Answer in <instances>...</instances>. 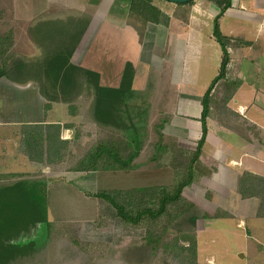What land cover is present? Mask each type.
<instances>
[{
    "label": "rangeland",
    "instance_id": "obj_1",
    "mask_svg": "<svg viewBox=\"0 0 264 264\" xmlns=\"http://www.w3.org/2000/svg\"><path fill=\"white\" fill-rule=\"evenodd\" d=\"M239 1L245 9L240 10L237 0H231L232 12L231 14L228 13L222 20V25H220L222 31L226 32V28L233 27L234 23L239 26L238 21H248L240 18L244 14L260 12L264 9V0ZM71 12L73 13V11ZM217 12L218 9L210 0H194L189 8H185L184 13L172 12L171 25H177L178 27L183 26V24L184 26L189 25V27L200 25L203 29L200 51L196 55L188 56H185L186 53L183 51L180 55L184 61L185 58L187 60L184 62L183 69L187 63L190 64L189 60H193V65H190L194 67V72H189L185 77H183V72L180 73V69L177 68V62H180V53L178 55L174 53L173 42L164 43L162 47L152 48L151 44L158 43L156 36H153L149 38L148 44L146 43L144 46L137 45L136 49L133 50L134 54L130 56L133 51H128L123 41L116 37L114 39L116 45L129 56V61H131L125 71L126 76L121 89L116 96L118 103H114L113 106L109 107L111 115L108 118H103L99 122L101 124H99L92 112L94 88L88 83L82 82L79 84L77 94L66 102L67 108L64 109L65 113L62 112L63 116L67 115L65 119L72 126L69 131L70 144L67 148L66 158L62 161L63 163L55 165V169L61 172H77L75 170L79 167L82 156L86 155L98 143L116 144L120 150H123L122 156L126 157L129 150L123 149L126 141L123 132H125V127L129 126L136 129V132L130 130L128 133L132 143L135 138L136 140L140 138L141 145L137 156L130 162L129 168L126 171L122 170L123 172L115 178L114 181L119 186L117 189L126 190L128 186L133 185L135 187H159L163 182L166 183L169 180L167 175H171L169 154L163 156L165 159L160 163L149 160L151 155L154 154V145L158 140L155 131L156 126L164 123L162 128L164 138L162 140L165 145L172 143L174 147L178 145L180 149L192 150L200 138L201 124L199 120L195 122L194 118H189L192 113L190 111L191 107L177 110V94L180 93L165 91L173 90L178 84V86L183 87L185 93L195 97L200 96L199 98L202 99L203 92L218 74V65L221 60L219 46L213 42L214 40L210 39L212 21ZM176 15L181 16V18H188V20H186V23L176 20ZM191 16L192 19H189ZM76 17L75 19H40L42 25H37L32 30L37 35L42 27L47 31L54 30L55 27L57 29L64 26L65 23H70L69 30H80V24L76 20L79 19L80 21L82 19ZM219 18L216 21L217 25ZM8 22H10V18L0 17V31H2V27L8 25ZM245 23H242L241 26L245 36L254 37L255 28ZM10 26L15 27L17 25L10 22ZM99 28V21H92L90 29H93V32H90L89 36L95 34L94 31L97 33ZM13 30L17 29L13 28ZM11 36L12 41L10 44H6L5 53L0 57V63L3 60L11 62L31 61L42 53L43 50L37 48L32 33H13ZM257 36L259 42L256 47L258 51L256 55L262 54V50H264V32L258 33ZM56 38H59V36ZM152 38L154 40L149 46ZM79 47L81 48L80 43L71 58L72 62L84 69L90 68L96 72L100 70L104 75V79H106L107 74H104L106 70L104 64L107 62V56L112 51L99 49L100 53L101 51L104 53L101 60L95 62L97 49L86 51L84 46L81 49ZM154 50L155 54H153ZM253 54L255 55V53ZM175 55L177 56L173 59ZM254 58H241L238 61L239 59L236 56L237 65L231 69V72L239 74L240 80L236 82V85H240L239 90L241 91L238 92L240 94L224 104L223 88L217 90L213 86L210 94H213L211 98L214 108L212 107L210 117L205 120L206 133L209 134L210 131L215 138H221L239 148L248 147L244 139L246 135H250V138H254L255 135V132L247 131L245 119L252 117L264 123V112H259L252 105L254 101L264 111V62H261V65L258 63L257 66L250 61ZM122 61H126L124 55L119 58L118 65H114L113 83L100 81L101 84L110 86L117 84V77L122 70ZM96 63L99 67H96ZM180 78L182 81H178ZM23 85L26 91H30L31 86L34 91L33 97H24L23 101L25 103H35L36 98H38L35 92L36 85L33 82L31 85L26 82ZM257 85L259 89H257ZM16 91L15 89L10 90V93L13 94L9 95L10 99L15 100V96L18 99L20 98L19 95H15L17 94ZM167 94H171L172 97ZM193 100L196 99L190 97L185 99L184 102L188 106H194ZM235 100H239L238 103H241V101L250 102L249 106L251 108L246 113L244 112L245 114L238 115L233 112L237 109ZM25 107L28 109L32 106ZM213 116L216 117V122L228 126L227 128L230 130L221 128L219 124L215 126L211 124ZM56 117H62V115L57 114ZM104 119L107 123H103ZM172 148L171 150L168 148L170 152H173ZM209 148H212V146L208 145L204 148L202 146L200 156H207ZM1 149L2 147H0V152ZM249 150L251 153L255 152L253 153L254 157L248 156L242 160L238 159L236 161L237 166L232 162L230 163V160L228 161L230 167L225 165L224 163L227 160H220L217 153L218 160L211 162L202 157L204 160L200 165L204 163L208 166L202 165L203 171L199 182L192 185L189 192L185 194L186 198L193 201L200 210L196 213L197 221L193 229L190 225L185 230V227H182L184 231L190 232L192 230L196 233L198 264H264V218L259 219L254 216L257 200L254 198L240 200L232 191L234 184L237 182V177L243 172H255L264 176V142L260 147L249 148ZM2 157L1 154L0 161ZM258 157L261 161H258ZM251 158L257 159L253 160ZM8 162L7 170H4L0 162V255L7 256V259L12 258L13 260L14 258V260L10 263L5 261L4 264H144L149 261V258L137 261L133 258L136 256L134 252L130 253V249L136 250V247L143 244L142 239L147 234H153L151 233L153 229L149 228L146 219L140 221L136 226L124 224L115 216L113 209L108 204L90 197L93 199L90 202V207L94 218L90 219L88 216V220H83V217H80V208H83V205L76 199H69L66 195L61 199L58 194H54V197L51 196V198L58 204L60 201L62 207L59 212L63 216L59 220L54 219L55 216L52 217V215L51 219L48 216L46 205L40 199L41 194H39L44 191L46 195V184L42 174L46 172L48 166L45 163L41 164L42 172L44 171L42 173L34 171L24 158H21V160L15 158L11 163ZM239 169L240 172L237 173ZM129 170L131 171L127 172ZM215 172L216 175L213 177L212 175ZM79 176L81 175L73 174L70 181L72 182L71 185L77 181L76 178ZM86 179L85 181L82 180L84 183L82 186L86 189L81 192L88 197L84 192L91 193L89 190H92L94 193L100 189L97 186L93 189L94 184L92 185L91 180ZM62 180L64 182L67 179L64 177ZM212 180L223 186L220 195L210 194L209 191L212 188L210 181ZM206 194H209L208 200H205ZM195 197H199L201 202L197 199L194 200ZM201 211L207 213L209 218L202 220ZM223 212L227 213L228 217H223ZM78 217L80 219H77ZM180 222L183 221L178 220L177 223ZM59 223L62 225L65 223L69 227L62 226L58 228L57 224ZM161 223L162 225H168L165 216ZM168 227L170 230L179 228V226L175 228L170 225ZM172 236V233L166 234L165 241L162 242H167ZM162 242L160 241L156 246V256L151 264H186L185 260H182V263L171 253H164L161 248Z\"/></svg>",
    "mask_w": 264,
    "mask_h": 264
},
{
    "label": "crops",
    "instance_id": "obj_2",
    "mask_svg": "<svg viewBox=\"0 0 264 264\" xmlns=\"http://www.w3.org/2000/svg\"><path fill=\"white\" fill-rule=\"evenodd\" d=\"M152 4L157 7L160 10V15H159V20L157 25H153L151 23L146 24V26L142 29V36L140 37L139 34L137 33L136 29L127 23V13H128V8H129V3L130 0H0V17L1 18H10V22L15 23L17 26L11 27L10 22H8V25L5 27H2V31L0 36L1 37H6L8 39L7 44H10L12 41V34L13 33H23V34H29L32 33L35 38V43L37 48L44 50L48 45L51 43L46 42L43 38L37 37L35 34L36 32L32 30L35 28L37 25L39 26L42 24L40 22V19H57V18H68V19H75L76 18H81L82 20L78 21L81 29H73L69 30V24H63L64 26H60L59 28L54 30L56 32L62 31L65 35H68L70 38L67 48L70 50L72 49V44L73 42L71 41L72 34L75 33H80V38L78 40V43L75 45L73 48L74 51L71 54V58L73 54L76 51L77 45L80 43L81 48L84 46L86 51L87 50H96L97 49V56L95 57V62L100 61L103 53L99 51V49H106V50H111V54L107 56V62L104 64V67L106 68L105 73L107 76L104 79V75L100 70H97L96 72L98 74V84L100 87L106 88V89H111L110 93L113 96V101L114 103H118V100H116V96L118 95L119 90L121 89V80H122V75L125 70V67H129L131 64V61H129V56L125 54L123 51L120 50V48L116 45V42L114 39L117 37L121 41H123L125 47L128 49V51H133L136 49L137 45H145L150 37L156 36V39L158 40V43L154 42L151 44V47L157 48V47H162L164 43H172L174 44V49L177 55L179 54L180 57V62H177L178 65V70L180 69V73L183 72V77L187 76L189 72H194V67L191 66L190 64L193 65V60H189L190 64H186V67H184V62L187 61L185 58V61L182 59L181 53L184 51L186 53L185 56L188 55H196L201 48V42L203 40V37L201 35L202 28L199 25L189 27L187 26H177V25H171V15L173 14L172 12L176 11L177 13H184L186 7H177L176 4L169 3L167 1H162V0H151ZM231 2V0H230ZM240 10H244V6L242 5L241 1L237 0ZM73 11V13L71 12ZM231 7H229L223 14L220 16L218 20V28L219 31L222 35L228 37L229 40V45H227V53L229 57V62L226 67V72L225 76L223 79L219 80L215 85L214 89H222L224 91L223 95V103L226 104L228 103L231 99H235L237 94H240V85H236V82L240 80L239 74H233L231 72V69L235 67L237 64V60L235 59L236 56L240 61L241 58L245 59L247 57H255L252 61L258 66L261 65V62H264V50H262V54H257L258 52L256 47L258 45L259 40L258 38V33L264 32V9H262L260 12H254V13H248L244 14L242 19H246L248 21L242 20L238 21L239 26H236L234 23L233 27L229 26L226 28V32L222 31L221 26L222 25V20L224 17L229 13L231 14ZM75 16V17H74ZM173 17V16H172ZM176 20L183 21L186 23V20L188 18H181V16L176 15L175 16ZM174 18V19H175ZM189 19H192V16L189 17ZM84 20V21H83ZM94 20H98L100 23V28L97 31H94L95 34L92 36H89L90 32H93V29H90L91 22ZM246 22V25L253 26L255 28V36H245V32L243 31V28L241 29L242 23ZM190 20V24H191ZM68 25V26H67ZM25 26V27H23ZM187 27V28H186ZM13 28H16L17 30H13ZM21 28V29H20ZM24 28V29H23ZM92 28V27H91ZM45 30V29H44ZM43 28L40 29L38 33L45 34L47 30L44 32ZM52 30H48V32H51ZM35 32V33H34ZM11 33V35H10ZM10 35V36H9ZM211 40L213 41L214 38L212 37V34H210ZM155 38V37H154ZM154 38L151 39V42H153ZM155 39V40H156ZM215 42V40L213 41ZM216 43V42H215ZM148 44V43H147ZM159 46H158V45ZM217 44V43H216ZM83 45V46H82ZM96 48H94V46ZM103 45V46H102ZM153 45V46H152ZM218 45V44H217ZM79 47V49H81ZM116 49V50H114ZM151 49V48H150ZM84 50V49H82ZM153 50V49H152ZM116 54H115V53ZM173 53V55H174ZM255 53V55L253 54ZM134 54V51L130 56ZM153 54H155V50L153 51ZM123 55L126 57V61H122L121 63V73L117 77V84L114 86L110 85H105L101 84V82L108 81L112 82L114 79V70L115 66L118 65V60L119 58L123 57ZM175 55L173 59L177 56ZM239 55V57H238ZM153 57V55H151ZM70 58V61L72 62ZM178 58V57H177ZM256 59V60H255ZM112 60V62H111ZM183 60V63H182ZM236 60V61H235ZM262 60V61H261ZM258 61V62H257ZM73 63V62H72ZM252 63V64H253ZM96 67H99L98 63H96ZM219 67V65H218ZM182 70V71H181ZM100 74V75H99ZM179 75V74H178ZM177 75V78H178ZM241 75V74H240ZM178 79V81H180ZM242 80V79H241ZM182 81V80H181ZM31 83L33 82L37 89H36V94L38 98H36L35 103H25L23 101L24 97L31 98L34 95V91L32 86L30 87V91H26L24 87V83ZM31 82V83H30ZM191 82V81H188ZM243 88V87H242ZM11 89L17 90L15 95H19V99L17 96H15V100L10 99L9 95H13L10 93ZM188 89V88H186ZM257 89L258 85H257ZM206 91V90H205ZM204 91V92H205ZM216 91V90H215ZM165 92H174V93H180L179 95L177 94V110H184V109H189L188 107H191L192 113L190 114L191 117L189 118H194L195 122H198L200 118V113H201V98L200 96H193L190 94H187L184 92L183 87L181 85L178 86V84L173 88V90L165 91ZM203 92V94H204ZM203 94L201 97H203ZM172 97L171 94H167ZM166 95V96H167ZM213 94H210V97H212ZM0 147H2L0 155L2 154L3 157L1 158V165H3L4 170H7L8 167V161L10 163L12 160L15 158H24L27 160L29 166L33 168V170L42 172L41 169V164H44L45 162L42 163H37L33 162L27 159L26 156H24L19 147H20V140H21V129L24 124H41V125H59L60 130H59V139L62 141L67 142V147L63 150V159L66 158V152L67 148H69V131L71 127L65 128V125H71L70 122L66 121L65 117L67 115L63 116L62 112H64V109L67 108L66 102H62L59 100L55 101H50L44 98V96L41 94V91L38 87V85L33 81V80H11L6 77H1L0 78ZM192 97L194 101V106H188L184 101L185 99H189ZM227 98H229L228 101H225ZM235 100L237 103V109L233 112L236 114L243 115L248 111L251 107L249 106V103ZM45 104L48 105V108L45 109L44 106ZM193 104V103H192ZM212 98L210 101V107H209V115L210 111L212 110V107L214 108V105L212 104ZM32 106L30 108H26L25 106ZM252 105L257 108L259 112H264L262 111L260 106H257L254 101L252 102ZM226 106V105H225ZM58 112V113H57ZM245 112V113H244ZM39 113V115H38ZM41 113V116H40ZM65 113V112H64ZM57 114H61L62 117H56ZM208 115V117H210ZM198 118V119H196ZM240 119V117H238ZM211 120V118H209ZM246 126H247V131H252L255 132V135L253 136L254 138H250V135L245 136V143L248 144V147L239 148L238 146H235L234 144L227 143L226 141L222 140L221 138L217 139L215 136H213L212 133L209 134L206 133L205 137V143L203 145V148L210 145L212 148H209V153L207 156H199L198 163L201 164L203 162V158H207L209 162L218 160V156H220V160L224 161L227 160L225 165L229 166L228 161L230 160V163L232 162L233 164H236V161L238 159L242 160L245 157H254L255 152L251 153L249 148H258L262 145V142H264V123L259 122L256 120V118L252 117H247L246 119ZM216 117L213 116V120L211 124L214 126L216 124H219V126L223 129L230 130L227 128L228 126L216 122ZM200 122V121H199ZM215 122V123H214ZM167 125V124H166ZM223 126V127H222ZM245 126V125H244ZM243 126V128H244ZM201 131V129H200ZM254 140V141H253ZM256 140V141H255ZM211 151V152H210ZM217 153V154H216ZM237 155V156H236ZM21 156V157H20ZM83 155L82 157H84ZM203 157V158H202ZM253 160H256L257 158H251ZM62 161L60 162H53L51 164L45 163L48 167H46V172H42L44 176V183L46 184V207L48 210V216L49 218L52 219H59L61 220V214L59 212L60 208L62 207L60 201L59 204L52 199L54 197V194H58L59 197L62 199L64 195H66L69 199H76L78 202L83 205V208L81 209V216L83 217V220H88L93 219V211L91 212V203L92 198L86 197L81 191L86 188H84L82 185L84 184L82 180H91V184L93 189H95V186H97L98 189L100 190H120L117 189L119 186L117 185V182L114 181L115 178L119 176L123 171H91V172H61L60 170H56L54 167L55 165L63 163ZM258 161H261V159L258 157ZM203 166H208L207 164H202ZM202 165H200L202 167ZM51 166V167H49ZM237 166V164L235 165ZM230 167V166H229ZM243 170V169H242ZM126 171V170H125ZM131 170L127 171L130 172ZM237 171V170H236ZM240 172V169L237 171V173ZM252 172V171H250ZM80 174L81 176L76 178V182L73 184L76 185H71V177L73 174ZM88 173V174H87ZM255 175V172H252ZM170 176L167 175V178L169 180L166 183H162V185H168L171 183L172 179V171H170ZM83 175V176H82ZM216 175V172L213 173V177ZM77 176V175H76ZM115 176V177H114ZM261 176V175H258ZM65 177L64 182H62L63 178ZM75 177V176H74ZM73 177V178H74ZM114 177V178H113ZM264 177V176H262ZM171 178V179H170ZM75 179V178H74ZM212 188L210 189V194H221V189L222 185H220L217 182H214V180L210 181ZM236 184V183H235ZM234 184V189L232 190L233 193L236 195V186ZM142 187H150V186H142ZM140 187H135L133 186H128L127 189H132V188H142ZM92 192V190H89ZM88 192V191H87ZM213 192V193H212ZM95 193V192H94ZM52 196V198H51ZM237 196V195H236ZM67 199V198H66ZM63 201V200H62ZM243 202V201H242ZM255 203V207H256ZM53 215V216H52ZM47 216V217H48ZM52 216V217H51ZM89 216V217H88ZM255 216V215H254ZM66 218V216H64ZM63 217V218H64ZM78 217L77 219H80ZM82 219V218H81ZM89 219V220H90Z\"/></svg>",
    "mask_w": 264,
    "mask_h": 264
},
{
    "label": "trees",
    "instance_id": "obj_3",
    "mask_svg": "<svg viewBox=\"0 0 264 264\" xmlns=\"http://www.w3.org/2000/svg\"><path fill=\"white\" fill-rule=\"evenodd\" d=\"M210 2L218 9L212 21L211 34L219 46L221 60L218 74L211 81L201 99L200 138L192 150L180 149L178 145L174 147L172 143L164 144L162 140L164 138L162 134L164 123H160L155 128L158 140L154 145V154L151 155L149 160L160 163L165 159L163 156L169 154V168L172 171L171 183L159 187L98 190L95 193L84 192L88 197L108 204L113 209L115 216L124 224L136 226L140 221L146 219L149 228L153 229L151 232L153 234H147L142 239L143 244L136 247V250L130 249V253L132 254L133 251L136 255L133 258L137 261L149 258V261L144 264H151L156 256V246L160 241H165L164 237L168 233H172L173 236L167 242H162L163 252L171 253L178 260H185L186 264H198L196 233L192 230L190 232L184 230L189 225L191 229L195 227L196 213L200 210L193 201L186 198L185 194L189 192L192 185L199 182L202 176L203 168L198 163V159L201 147L205 143V120L209 115L210 92L213 86L224 78L229 62L227 45H229L230 39L220 33L216 21L230 7V0H210ZM192 3L193 1L176 4V6L189 8ZM159 15L160 10L152 4L151 0H130L127 23L132 25L141 37L142 29L146 24H158ZM63 34L62 31L56 32L55 30L47 31L45 34L37 33V37L43 38L51 44L42 51L39 57L31 61L11 62L3 60L0 63V78L33 80L38 85L44 98L50 101L59 100L62 102H68L77 94L80 83H88L94 88L92 112L96 122L99 123L103 118H108L111 115L109 107L114 105V98L110 93L111 89L99 86L96 71L90 68L84 69L70 61L71 54L74 51L73 48L80 38V33L72 34L71 41L73 44L70 50L67 48V42L70 38L68 35L63 36ZM58 36L59 38H56ZM7 42L6 37L0 36V57L5 53ZM127 67L123 72L121 84H123L126 76ZM228 100L229 98L225 101ZM44 108L47 109L48 105L45 104ZM103 123H107L106 120ZM69 127L71 125H65V128ZM59 130V125L24 124L21 129L19 147L21 153L28 160L37 163L51 164L62 161L63 150L67 147V142L59 139ZM130 130L136 132L134 127L129 126H126L125 132H123L126 138L123 149L129 150L126 157L122 156L123 150H120L116 144L98 143L79 161V167L75 171H122L128 169L130 162L137 156L141 145L140 138L137 140L135 138L136 141L134 140L133 145L128 134ZM168 148L170 150L172 148L173 152H170ZM39 194H41L40 199L45 205V192L42 191ZM236 195L240 200L256 199L255 217L264 218V177L243 172L237 177ZM208 196L209 194L205 195V200H208ZM195 199L201 202L199 197H195ZM201 212L202 220L209 218L207 213ZM222 214L223 217H228L227 213L223 212ZM164 216L168 225H162L161 223ZM178 220L183 221L180 222L182 224L177 223ZM57 225L58 228L62 226L69 227L65 223ZM169 225L175 228L179 226V228L170 230ZM182 227H185L184 230H182ZM5 259H7V256L0 255V264H4L5 261L10 263L14 260V258L13 260L12 258Z\"/></svg>",
    "mask_w": 264,
    "mask_h": 264
},
{
    "label": "water",
    "instance_id": "obj_4",
    "mask_svg": "<svg viewBox=\"0 0 264 264\" xmlns=\"http://www.w3.org/2000/svg\"><path fill=\"white\" fill-rule=\"evenodd\" d=\"M165 1L172 3V4H185V3H188L194 0H165Z\"/></svg>",
    "mask_w": 264,
    "mask_h": 264
}]
</instances>
